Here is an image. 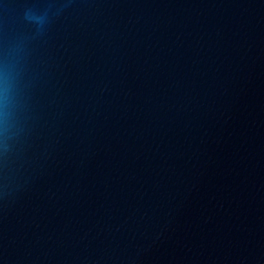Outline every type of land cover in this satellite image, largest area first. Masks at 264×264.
<instances>
[{
	"label": "water",
	"instance_id": "obj_1",
	"mask_svg": "<svg viewBox=\"0 0 264 264\" xmlns=\"http://www.w3.org/2000/svg\"><path fill=\"white\" fill-rule=\"evenodd\" d=\"M0 264H264V0H0Z\"/></svg>",
	"mask_w": 264,
	"mask_h": 264
}]
</instances>
